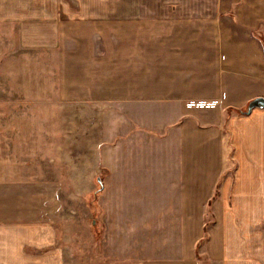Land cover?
<instances>
[{
  "label": "crops",
  "instance_id": "obj_1",
  "mask_svg": "<svg viewBox=\"0 0 264 264\" xmlns=\"http://www.w3.org/2000/svg\"><path fill=\"white\" fill-rule=\"evenodd\" d=\"M0 30L20 93L39 77L92 112L80 181L103 178L93 224L108 228L71 262L54 186L2 178L0 264H264V108L228 113L264 98V0H0ZM37 55L54 60L39 76ZM199 99L218 105L186 106ZM136 223L151 242L133 244Z\"/></svg>",
  "mask_w": 264,
  "mask_h": 264
},
{
  "label": "rangeland",
  "instance_id": "obj_2",
  "mask_svg": "<svg viewBox=\"0 0 264 264\" xmlns=\"http://www.w3.org/2000/svg\"><path fill=\"white\" fill-rule=\"evenodd\" d=\"M14 38L12 30L7 33L0 30V44L3 39ZM7 53V48L4 50L0 45V179L8 181V178L14 177L20 182L24 176H28L36 180L37 185L45 183L44 185L54 186L51 191L54 206L50 209L53 212L52 225L61 234L56 247L66 248V257L71 262L80 260L82 247L85 249V255L93 258V238L97 237L98 241L108 228L98 229V224H93V207L103 190L97 193L94 203L92 197L98 186L92 183L82 185L80 181V132H88L90 123L87 119L92 112L80 104L64 103L54 93L53 88H50L53 84L47 89H51L53 94H44L46 89L39 77L36 93H20L21 89L14 86L12 75L17 73L13 71L12 63L1 62L8 59ZM20 57L22 70L28 60L23 55ZM51 61L49 56H36L38 76L40 71L42 72L40 68L54 60ZM90 142L91 140L86 138V145H90ZM100 179L103 185L101 176ZM82 187L86 189L83 190ZM39 190L42 191L41 188H38ZM105 193L103 199L108 195V192ZM132 193L140 200L139 196L143 192ZM97 214L100 215L98 210ZM93 225L97 228L94 229ZM150 226L151 224L146 223L130 226L133 244L152 241L151 231L148 229ZM117 230L125 231L120 224H117ZM80 240L83 243H80ZM30 249L35 255L45 251L44 248ZM86 256L84 258H87Z\"/></svg>",
  "mask_w": 264,
  "mask_h": 264
},
{
  "label": "water",
  "instance_id": "obj_3",
  "mask_svg": "<svg viewBox=\"0 0 264 264\" xmlns=\"http://www.w3.org/2000/svg\"><path fill=\"white\" fill-rule=\"evenodd\" d=\"M254 108H264V98L263 97L255 98L248 103L247 109L245 112L246 115L249 114ZM97 184H98V188L92 197V202H94V203H95L94 200L97 197V193L103 189V185H102L100 177L97 178ZM90 204H91V201H90Z\"/></svg>",
  "mask_w": 264,
  "mask_h": 264
},
{
  "label": "built area",
  "instance_id": "obj_4",
  "mask_svg": "<svg viewBox=\"0 0 264 264\" xmlns=\"http://www.w3.org/2000/svg\"><path fill=\"white\" fill-rule=\"evenodd\" d=\"M218 105L217 100H205V99H199V100H189L186 102V106L188 108H215Z\"/></svg>",
  "mask_w": 264,
  "mask_h": 264
},
{
  "label": "trees",
  "instance_id": "obj_5",
  "mask_svg": "<svg viewBox=\"0 0 264 264\" xmlns=\"http://www.w3.org/2000/svg\"><path fill=\"white\" fill-rule=\"evenodd\" d=\"M247 105L242 107V108H231V109H228V113H236V114H240V115H246L245 112H246V109H247Z\"/></svg>",
  "mask_w": 264,
  "mask_h": 264
}]
</instances>
